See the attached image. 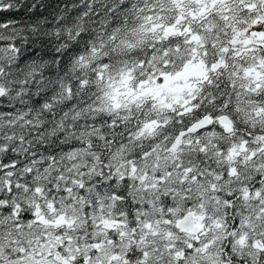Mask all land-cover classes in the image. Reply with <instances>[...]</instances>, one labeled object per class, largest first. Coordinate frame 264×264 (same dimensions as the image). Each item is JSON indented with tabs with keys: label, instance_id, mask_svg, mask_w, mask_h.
<instances>
[{
	"label": "clouds",
	"instance_id": "9594fccd",
	"mask_svg": "<svg viewBox=\"0 0 264 264\" xmlns=\"http://www.w3.org/2000/svg\"><path fill=\"white\" fill-rule=\"evenodd\" d=\"M262 26L264 0H0V264H264Z\"/></svg>",
	"mask_w": 264,
	"mask_h": 264
},
{
	"label": "snow or ice",
	"instance_id": "6c2138e0",
	"mask_svg": "<svg viewBox=\"0 0 264 264\" xmlns=\"http://www.w3.org/2000/svg\"><path fill=\"white\" fill-rule=\"evenodd\" d=\"M262 27H264V26H262ZM256 34H258L260 36V38L262 40H264V30H262L261 28H257V29L254 30L253 35H256ZM192 39H197V37H192ZM215 67H216V65H213V69H215ZM4 163H7V160H5ZM2 199H3V197L0 196V200H2ZM24 218L25 219H31L32 217L26 213ZM189 247L191 248L192 246L189 245ZM21 251H23V249H21ZM177 256L179 258L180 256H182V253H177ZM64 264H68V262L64 261Z\"/></svg>",
	"mask_w": 264,
	"mask_h": 264
}]
</instances>
